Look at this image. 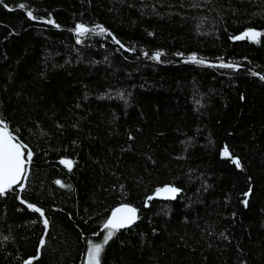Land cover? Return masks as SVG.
<instances>
[{"label": "trees", "instance_id": "obj_1", "mask_svg": "<svg viewBox=\"0 0 264 264\" xmlns=\"http://www.w3.org/2000/svg\"><path fill=\"white\" fill-rule=\"evenodd\" d=\"M249 27L264 0H2L0 119L34 155L25 191L0 197V264H85L121 204L140 219L101 264H264V37L232 38ZM164 184L176 199L145 206Z\"/></svg>", "mask_w": 264, "mask_h": 264}, {"label": "snow or ice", "instance_id": "obj_2", "mask_svg": "<svg viewBox=\"0 0 264 264\" xmlns=\"http://www.w3.org/2000/svg\"><path fill=\"white\" fill-rule=\"evenodd\" d=\"M2 3V0H0ZM195 6V5H194ZM7 7V5H5ZM19 9H27V5L21 3L18 5ZM8 10H15L13 8H9ZM26 15L29 19L35 21L38 19L37 16L34 15L33 11L27 10ZM44 23L52 24L57 28L60 25L56 24L55 20L49 18L47 20H43ZM75 32L80 36H85L88 33L96 34V35H104L112 36V34L102 25H95V27L88 28L84 24H77L75 26ZM264 37V31H257L255 28L249 27L242 34L232 37L235 40H249L253 43L260 44L261 38ZM112 39L115 43L119 44L121 48H124V45L115 37L112 36ZM81 40H77V43H81ZM135 51V49H132ZM144 55H148L147 52ZM165 53L161 51H157L151 55V59L159 61ZM182 55V54H178ZM221 63L216 65L220 68H238V65L229 62L224 63L223 58H221ZM186 63H195V64H205L206 61L203 58L197 57L195 54L188 56L185 59ZM252 75H257V73L253 72ZM261 80H264V75L260 76ZM18 130H10L9 125L3 120L0 119V197L7 195L9 192L13 191L15 186H19V192L23 193L26 188V183L29 179L30 165L32 163L33 151L28 146V144L22 142L17 135H14V132ZM222 156L231 158V162L235 165L236 168L242 169L241 160L238 157H234L233 154L229 150V146H225L222 151ZM75 161L71 159H61L60 164L64 165L69 171L72 170ZM60 187H65V184L61 180L55 181ZM180 189L171 186L165 185L164 187L157 188L155 190V197H162L164 199H176L177 195L180 193ZM251 194V188L248 193H245V196ZM154 196H149L146 199L145 206H148V201H151L155 198ZM20 199V203L26 204V206L36 212L39 213L40 217L43 218L42 223L45 230L49 227V219L45 216V210L42 207H38L35 204L28 203L25 199L21 197H17ZM245 207L248 205V200L245 199L242 201ZM138 209L133 207L130 204H122L120 207L115 208L111 215L105 220L102 226V231H104V236L101 242H94L93 240L87 241V256H86V264H101L102 254L105 251V247L109 244V242L114 238L116 233H118L121 229L130 228L134 225L139 219ZM94 235H99V233H94ZM7 239V237H4ZM45 245V240H40V246L43 247ZM38 257H34L33 259H37ZM26 264H33V260L30 259L26 261Z\"/></svg>", "mask_w": 264, "mask_h": 264}, {"label": "water", "instance_id": "obj_3", "mask_svg": "<svg viewBox=\"0 0 264 264\" xmlns=\"http://www.w3.org/2000/svg\"><path fill=\"white\" fill-rule=\"evenodd\" d=\"M86 27L90 28L89 26H86ZM165 185H171V184H164V185L161 186V187H164ZM171 186H172V185H171ZM161 187H160V188H161ZM149 196H154V197H155L154 194H153V195H149ZM149 196H148V197H149ZM156 198H158V199H164V198H162V197H156ZM164 200H171V199H164ZM121 205H122V204H121ZM121 205H118V206H116L115 208L120 207ZM133 207H134V206H133ZM115 208H114V209H115ZM114 209H113V210H114ZM113 210H112V211H113ZM112 211L110 212L109 216L111 215ZM109 216H108V217H109Z\"/></svg>", "mask_w": 264, "mask_h": 264}, {"label": "rangeland", "instance_id": "obj_4", "mask_svg": "<svg viewBox=\"0 0 264 264\" xmlns=\"http://www.w3.org/2000/svg\"><path fill=\"white\" fill-rule=\"evenodd\" d=\"M85 264H86V260H85Z\"/></svg>", "mask_w": 264, "mask_h": 264}]
</instances>
